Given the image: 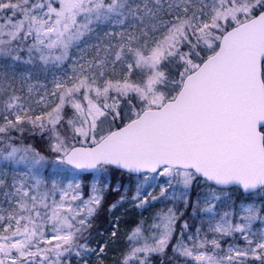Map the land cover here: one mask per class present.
<instances>
[{
    "label": "snow or ice",
    "instance_id": "1",
    "mask_svg": "<svg viewBox=\"0 0 264 264\" xmlns=\"http://www.w3.org/2000/svg\"><path fill=\"white\" fill-rule=\"evenodd\" d=\"M0 264H264V0H0Z\"/></svg>",
    "mask_w": 264,
    "mask_h": 264
}]
</instances>
